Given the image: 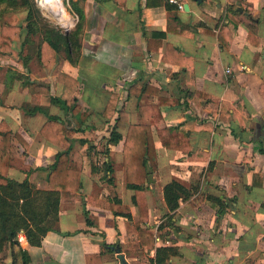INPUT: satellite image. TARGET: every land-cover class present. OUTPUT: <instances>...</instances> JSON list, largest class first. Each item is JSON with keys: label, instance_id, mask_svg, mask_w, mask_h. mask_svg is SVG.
<instances>
[{"label": "crops", "instance_id": "obj_1", "mask_svg": "<svg viewBox=\"0 0 264 264\" xmlns=\"http://www.w3.org/2000/svg\"><path fill=\"white\" fill-rule=\"evenodd\" d=\"M64 1L66 11L76 17L70 27L78 15L69 0ZM72 1L82 12L75 64L64 54L46 66L35 54L28 68L14 59L0 58V120L27 140L28 150L39 143L38 156L52 151L47 164L58 147L40 134L46 116L27 114L22 105L38 102L50 113L63 112L48 96H31L18 79L3 96L8 69L49 84L55 96L76 97L89 109L83 130L74 134L72 151L86 150L83 187L70 201L60 203L58 231H49L39 246H31L25 237L21 240L29 264H86L87 253L100 254L103 264H121L120 254L127 264L147 260L146 255L125 254V245L121 252L113 248L119 245L116 241L125 244L122 217L87 204L93 221L87 225L83 214L92 183L98 181L90 170L86 145L91 137L87 136L94 138L100 125L107 128L113 123L101 114L111 92L119 95L118 106L129 113L130 123L148 122L137 111L138 105L158 103L165 125L188 131L193 149L208 155L189 159L180 150L163 147L153 131L157 167L145 190L150 220L155 225L162 220L166 182L179 179L191 191L190 198L172 213L167 245L177 244L179 254L171 256L168 264H264V0H183V9H168L164 0ZM64 27L63 33L70 31ZM15 42L13 46L19 48L21 41ZM167 44L176 51L166 52ZM59 71L77 79L74 91L56 80ZM134 82L158 92L128 94L127 87ZM109 157L114 165L119 163L115 189L136 219L132 191L126 187L125 168L120 164L122 141L110 146ZM109 196L105 186L100 199ZM162 243L156 238V245ZM153 254L152 250L148 255ZM6 264H12V259L7 258Z\"/></svg>", "mask_w": 264, "mask_h": 264}, {"label": "trees", "instance_id": "obj_2", "mask_svg": "<svg viewBox=\"0 0 264 264\" xmlns=\"http://www.w3.org/2000/svg\"><path fill=\"white\" fill-rule=\"evenodd\" d=\"M69 3L78 15L75 28L63 33L58 27L41 22L29 0H0V12L6 13L18 9L25 11V25L3 24L0 29V58L7 57L21 63L28 68V63L36 54L39 62L46 66L54 65L61 55L72 64L77 62L80 54V29L82 12L76 3ZM168 9L176 5L164 0ZM230 15V9L227 10ZM20 30L21 43L19 48L13 46L15 31ZM253 33V32H251ZM176 48L167 44L168 53ZM164 59L168 57L164 54ZM15 79L25 86L31 96L46 95L50 103L57 105L63 114H53L48 107L39 104L24 103L22 108L27 114L40 112L46 120L40 127V134L48 142L56 145L58 150L54 159L38 170L44 171L45 185L38 187L27 176L22 180L8 174L12 146L14 139L23 149L29 144L18 132L13 131L5 120H0V260L5 250L10 251L12 264H29L30 256L18 240L19 233H23L31 246H39L49 231H58L59 208L63 201H70L83 187V164L73 157L74 134L82 131L85 121L89 117V109L84 107L76 97L61 98L51 94L49 84L30 79L24 72L10 70L5 76L3 96L12 88ZM56 80L71 91L77 86V79L63 71H59ZM128 94L140 96L144 93L154 94L158 90L148 84L131 83L127 87ZM205 96V95H204ZM119 95L111 92L101 112L110 125L109 134L105 137L103 148L88 147V159L91 173L98 175V181H93L91 191L83 203V214L87 225L93 221L89 216L87 204L105 208L114 216H120L125 224V247L127 255L136 254L147 256V260L137 259L132 264H168L171 256L179 254L178 245L172 242L167 245L168 227L173 224L172 213L178 208L181 201L191 196V191L179 179L172 178L162 186L163 208L162 220L155 225L149 216L145 190L149 176L156 170L157 153L154 144L153 131L156 132L161 144L167 149L180 150L189 159L197 157L207 159V152L193 149L188 131L165 125L158 103L138 105L137 111L146 119L147 123H130L129 113L118 106ZM175 104H181L175 101ZM129 122V123H128ZM74 127H71V124ZM87 126V125H86ZM124 131V132H123ZM85 143L84 138H79ZM122 141L121 166L125 168L126 187L132 191L131 203L137 210V218L132 214L130 205L124 204L118 195L115 186V165L109 157L111 145ZM102 154L103 158L97 160L94 155ZM108 187L110 196L100 199L104 187ZM156 238L163 243L156 245ZM107 246L106 242H103ZM153 255H148L151 251ZM121 264H127L123 254L119 256ZM86 264H103L100 254H85Z\"/></svg>", "mask_w": 264, "mask_h": 264}, {"label": "rangeland", "instance_id": "obj_3", "mask_svg": "<svg viewBox=\"0 0 264 264\" xmlns=\"http://www.w3.org/2000/svg\"><path fill=\"white\" fill-rule=\"evenodd\" d=\"M32 7L34 8V11L37 15V18L44 23H49L52 24L56 27H58V29H60V31L64 32L65 31V27L63 26V24L61 23H57L56 21H54V19H52V17H50L49 14H46L48 12L44 11L45 9L43 8V6L37 1V0H29ZM63 4L66 6V2L63 0ZM67 10V9H66ZM67 15L69 16V18H71V21L76 17L74 16L73 13H71L70 11H67ZM25 16L26 13L24 10L22 9H18V10H14V11H10V12H6V13H1L0 12V29L1 26L3 24H10V25H25L26 20H25ZM73 22V21H72ZM75 22L72 24V26L68 27L67 29L72 30L75 28ZM20 30L17 29L14 33L13 39H15L17 42L14 43L17 44L18 42L20 43L21 41V36H20ZM19 38V40H18ZM18 45H16L17 47ZM104 125H100V131L97 132L96 136L94 138H92L93 136H87L88 138L91 137V139L88 141V144L86 145V147H96V149H102L105 139L104 138H100V136L103 133H107L109 131L110 125H108V127L106 128L107 125H105V128L103 127ZM95 134V133H93ZM98 136V137H97ZM97 137V138H96ZM14 142V141H13ZM39 143L35 142V145H33V147L31 149H24L22 151V149H18L21 145L15 141L13 143L12 146V156L10 159V167L9 169L12 170V173H9L10 176L17 178V179H23L24 177H28L33 183H35L36 186L38 187H43L45 185V180H44V171H40L38 170V168L40 166H46L48 165L47 161L50 159V157L52 156V151L46 152L44 153L43 157L38 156V147L40 146ZM85 147V146H84ZM88 149V148H86ZM28 150V151H27ZM85 149L83 150V148L81 147H77L75 148V151L73 152V156L80 159L82 161L83 164V169H84V164H85V158H84V153H85ZM94 158L97 160H101L103 158L102 154H97L94 155ZM41 159V160H39ZM39 163H43V164H39ZM46 164V165H45ZM116 168L119 166V163L115 164ZM87 180V174H86V178ZM118 242V244L121 246V250L122 251L123 247L125 244H123L120 241H116ZM123 246V247H122ZM116 253L114 251H112L111 256L116 257ZM145 255V253L143 254ZM133 257V255H130ZM129 258V256H127ZM7 258H11L10 255V251L9 250H5L4 254H1V260H0V264H6Z\"/></svg>", "mask_w": 264, "mask_h": 264}, {"label": "bare ground", "instance_id": "obj_4", "mask_svg": "<svg viewBox=\"0 0 264 264\" xmlns=\"http://www.w3.org/2000/svg\"><path fill=\"white\" fill-rule=\"evenodd\" d=\"M45 9L44 11L48 12L54 21L57 23H62L63 26H68L71 24V18L67 15L66 8L63 4V0H37Z\"/></svg>", "mask_w": 264, "mask_h": 264}, {"label": "built area", "instance_id": "obj_5", "mask_svg": "<svg viewBox=\"0 0 264 264\" xmlns=\"http://www.w3.org/2000/svg\"><path fill=\"white\" fill-rule=\"evenodd\" d=\"M168 1L175 4L177 9H183V0H168ZM227 71H228V69H227ZM24 237L25 236L23 235V233H19L18 240L21 242V240Z\"/></svg>", "mask_w": 264, "mask_h": 264}, {"label": "water", "instance_id": "obj_6", "mask_svg": "<svg viewBox=\"0 0 264 264\" xmlns=\"http://www.w3.org/2000/svg\"><path fill=\"white\" fill-rule=\"evenodd\" d=\"M198 1H199V0H198ZM187 7H188V5H187V3H186V4L184 5V9H187ZM240 10H241V8H240ZM113 248L115 249L116 252H120V247H119V245H115Z\"/></svg>", "mask_w": 264, "mask_h": 264}]
</instances>
